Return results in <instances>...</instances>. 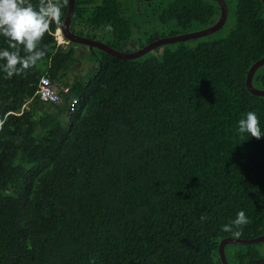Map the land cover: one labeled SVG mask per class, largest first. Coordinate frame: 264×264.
Returning <instances> with one entry per match:
<instances>
[{
	"label": "trees",
	"instance_id": "16d2710c",
	"mask_svg": "<svg viewBox=\"0 0 264 264\" xmlns=\"http://www.w3.org/2000/svg\"><path fill=\"white\" fill-rule=\"evenodd\" d=\"M68 1L59 0V24ZM225 1L226 37L136 60L93 48L96 71L69 82L80 61L57 45L54 22L37 65L12 77L0 70V264H223L224 239L264 235V136L237 132L248 111L264 130V97L246 87L264 58V4ZM220 15L216 0H76L71 30L88 28L93 40L100 31L124 51L207 29ZM45 75L68 87L64 105L36 96ZM253 85L264 90V66ZM241 210L249 223L224 231ZM225 255L264 264V241L228 244Z\"/></svg>",
	"mask_w": 264,
	"mask_h": 264
},
{
	"label": "clouds",
	"instance_id": "9594fccd",
	"mask_svg": "<svg viewBox=\"0 0 264 264\" xmlns=\"http://www.w3.org/2000/svg\"><path fill=\"white\" fill-rule=\"evenodd\" d=\"M62 8L59 0H41L38 6L27 0H0V37L7 44V47H0V70L12 77L37 65L46 55L41 47L42 38L52 23H60ZM237 124L241 136L247 134L257 139L264 136L260 117L255 111H248ZM248 223V217L241 210L230 224L223 226V230L232 232Z\"/></svg>",
	"mask_w": 264,
	"mask_h": 264
},
{
	"label": "water",
	"instance_id": "95a60500",
	"mask_svg": "<svg viewBox=\"0 0 264 264\" xmlns=\"http://www.w3.org/2000/svg\"><path fill=\"white\" fill-rule=\"evenodd\" d=\"M75 1L76 0H69V8L68 13L65 19V22L63 24L62 32L66 38H68L71 42L80 44V45H86L89 46L90 49L96 48L99 49L109 55H112L116 58L125 59V60H136L141 58L144 55H147L150 52H153L154 50L158 48H162L166 45H171L179 42H187L190 40H196L200 39L209 35H212L219 30L222 29V27L226 24L227 18H228V6L226 4L225 0H216L221 7V15L219 20L213 24L212 26L208 27L207 29L191 32L179 36H173V37H167L163 39H159L156 42H153L149 45H147L144 48H141L140 50L136 52H127V51H118L113 48H111L109 45L104 44L99 41L92 40L87 37L77 36L70 30V24L72 22L73 14H74V8H75ZM144 1H154V0H144ZM263 4H264V0ZM264 66V58L256 62L251 69L248 72L247 79H246V87L248 91L255 96L264 97V90H260L254 87L253 85V78L256 74V72ZM264 241V235L252 239V240H240L235 238H228L224 239L219 248L220 257L222 259L223 264H228L226 255H225V246L228 244H237V245H251V244H257Z\"/></svg>",
	"mask_w": 264,
	"mask_h": 264
},
{
	"label": "rangeland",
	"instance_id": "374dc122",
	"mask_svg": "<svg viewBox=\"0 0 264 264\" xmlns=\"http://www.w3.org/2000/svg\"><path fill=\"white\" fill-rule=\"evenodd\" d=\"M96 1H99V0H96ZM69 2V1H68ZM76 2V1H75ZM143 4L141 3V2H139L138 1V9L139 10H142L143 9ZM68 8H69V4H68ZM75 9V8H74ZM68 13V12H67ZM74 15V14H73ZM66 19V18H65ZM73 19V18H72ZM65 22V21H64ZM64 22L63 23H61V24H59V26H58V28L55 30V32H54V36H55V39H56V41H57V45L58 46H62L63 48H66V49H68V47L69 46H72V45H74V46H79V47H86V48H88L89 50H91L90 49V47L89 46H86V45H80V44H76V43H73V42H71L68 38H66L65 36H64V34H63V30H62V28H63V24H64ZM72 23V22H71ZM161 25V24H160ZM233 27H234V21H233V19H230L229 17L227 18V21H226V24L224 25V27L221 29V30H219L218 32H216L215 34H213L210 38H217V37H226L229 33H230V31L233 29ZM60 30V31H59ZM70 30H71V24H70ZM167 31V30H166ZM165 31V32H166ZM59 32V33H58ZM71 32H72V30H71ZM72 33H74V32H72ZM93 33L94 32H92L91 30H89L88 28L86 29V32H84V34H83V36L82 37H87V38H89L90 37V35H91V37H93ZM75 34V33H74ZM102 34L103 33H101L100 31H97L96 32V34H95V41H99V42H102V43H104V44H106V38L104 37V36H102ZM75 35H77V34H75ZM62 36V38H63V41L61 42L60 41V37ZM77 36H80V35H77ZM203 38H205V37H203ZM206 38H209V37H206ZM93 40V39H92ZM65 41V42H64ZM124 51H130V50H132V52H136V51H138V50H140L141 48H139V45H138V43H126L125 45H124ZM160 50V49H159ZM159 50L158 49H156V50H154L153 52L154 53H158L159 52ZM92 51V50H91ZM90 51V52H91ZM85 54H87V51H85L84 53H82V54H76V56H77V58H78V60L80 61V62H82V63H84L85 65L84 66H82V68H81V65L80 66H77V68H72L71 70H70V72H69V76L67 77V81H69V82H74V81H76V80H85L86 79V76L87 75H89V74H91V73H93V72H95L96 71V68L95 69H91V68H89L90 67V63L92 62V55H91V57H89V58H87V61L84 59L85 57H84V55ZM93 63V62H92ZM78 64V63H77ZM41 80V79H40ZM65 81V80H64ZM40 82V81H39ZM52 82H55V83H57V84H61V83H59V82H57V80H52ZM65 83V82H64ZM39 84V83H38ZM62 85V84H61ZM37 88H38V86H37ZM37 92V91H36ZM37 96V95H36ZM38 97V96H37ZM40 100V99H39ZM41 101V100H40ZM32 102V99H28L27 101H26V107L24 108V109H27L28 107H29V105H30V103ZM42 102V101H41ZM43 103V102H42ZM46 104V103H45ZM24 105V106H25ZM49 105V104H48ZM48 105H45L46 107L48 106ZM23 106V107H24ZM24 109L22 108V110H21V112H19V113H17L18 115H20V114H22L23 113V111H24Z\"/></svg>",
	"mask_w": 264,
	"mask_h": 264
},
{
	"label": "built area",
	"instance_id": "2783aa9c",
	"mask_svg": "<svg viewBox=\"0 0 264 264\" xmlns=\"http://www.w3.org/2000/svg\"><path fill=\"white\" fill-rule=\"evenodd\" d=\"M68 93V87L52 82V79L49 77V75H45L41 78L38 84L36 95L43 103L51 105H64V95ZM77 104L78 99L76 98H73L69 101L67 105V110L69 114L73 113L76 110ZM25 107L26 105L23 107V109Z\"/></svg>",
	"mask_w": 264,
	"mask_h": 264
},
{
	"label": "crops",
	"instance_id": "0c3cea01",
	"mask_svg": "<svg viewBox=\"0 0 264 264\" xmlns=\"http://www.w3.org/2000/svg\"><path fill=\"white\" fill-rule=\"evenodd\" d=\"M74 47V49L76 50V54L78 55V54H82V53H84L85 51H87V54H85L84 55V59L87 61V58H89V57H91V55H92V52H90V50L88 49V48H86V47H79V46H69L68 48H73ZM81 65V68H82V66H84L85 64L84 63H82V62H79L78 64H76L75 66H74V68H77V66H80ZM97 67H98V63H96V62H91L90 63V67L89 68H91V69H97ZM69 76V75H68ZM67 79V78H66Z\"/></svg>",
	"mask_w": 264,
	"mask_h": 264
},
{
	"label": "bare ground",
	"instance_id": "6f19581e",
	"mask_svg": "<svg viewBox=\"0 0 264 264\" xmlns=\"http://www.w3.org/2000/svg\"><path fill=\"white\" fill-rule=\"evenodd\" d=\"M60 31V30H59ZM59 33V32H58ZM60 41L62 42L63 41V38H62V36L60 37ZM65 42V41H64Z\"/></svg>",
	"mask_w": 264,
	"mask_h": 264
}]
</instances>
